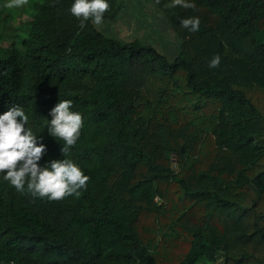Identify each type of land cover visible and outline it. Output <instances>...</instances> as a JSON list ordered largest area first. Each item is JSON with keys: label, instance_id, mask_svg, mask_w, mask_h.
<instances>
[{"label": "trees", "instance_id": "16d2710c", "mask_svg": "<svg viewBox=\"0 0 264 264\" xmlns=\"http://www.w3.org/2000/svg\"><path fill=\"white\" fill-rule=\"evenodd\" d=\"M152 1L180 40L173 60L81 28L74 0H0V115L24 109L40 166L68 158L90 177L48 201L0 174V264H264V0ZM107 3L114 19L124 1ZM65 99L84 120L66 157L46 128Z\"/></svg>", "mask_w": 264, "mask_h": 264}, {"label": "clouds", "instance_id": "9594fccd", "mask_svg": "<svg viewBox=\"0 0 264 264\" xmlns=\"http://www.w3.org/2000/svg\"><path fill=\"white\" fill-rule=\"evenodd\" d=\"M28 0H7L4 7L13 9L23 7ZM159 3V0H157ZM180 6L194 8L187 0H172L166 7ZM107 0H74L70 7L71 14L80 19V27L91 19L99 26L104 14L109 10ZM199 17L184 18L181 26L190 31H198ZM221 57L215 55L209 62V68H218ZM73 102L60 100L49 112L47 120L48 134L63 141L62 155L67 156L77 143L84 127V120L79 112L72 111ZM29 117L21 107H12L0 115V174L3 179L20 194L48 201H61L68 197L79 198L87 190L89 176L71 159L51 160L45 166L39 161L46 153V146L38 142V136L25 127Z\"/></svg>", "mask_w": 264, "mask_h": 264}, {"label": "rangeland", "instance_id": "374dc122", "mask_svg": "<svg viewBox=\"0 0 264 264\" xmlns=\"http://www.w3.org/2000/svg\"><path fill=\"white\" fill-rule=\"evenodd\" d=\"M123 1L124 5L114 19H103V23L101 25L95 26L103 31L106 35L119 38L122 41H129L136 38L142 43L151 44L157 50L162 52L169 60H173L179 52L180 40L174 34L168 21L162 12L155 6L153 1ZM25 17L26 14H22L21 18ZM7 29L11 30L10 27ZM95 66L96 64L94 62V64L91 65V68L97 69V67H100V64L97 65V67ZM109 69H112V66L111 68L109 67L107 70H105L108 74L107 79L113 82L115 78H121V72L113 70L110 71ZM105 71L103 72L104 76H106ZM131 72L132 71L129 72V77ZM126 82V80L122 81V83H120V87L124 89ZM119 204L122 203L119 202ZM197 264L213 263L200 260Z\"/></svg>", "mask_w": 264, "mask_h": 264}]
</instances>
